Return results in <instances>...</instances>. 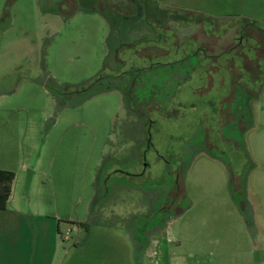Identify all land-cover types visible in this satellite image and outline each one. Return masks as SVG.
<instances>
[{
    "label": "rangeland",
    "instance_id": "obj_1",
    "mask_svg": "<svg viewBox=\"0 0 264 264\" xmlns=\"http://www.w3.org/2000/svg\"><path fill=\"white\" fill-rule=\"evenodd\" d=\"M263 32L264 0H0V264H264Z\"/></svg>",
    "mask_w": 264,
    "mask_h": 264
},
{
    "label": "trees",
    "instance_id": "obj_2",
    "mask_svg": "<svg viewBox=\"0 0 264 264\" xmlns=\"http://www.w3.org/2000/svg\"><path fill=\"white\" fill-rule=\"evenodd\" d=\"M118 18V17H117ZM126 18L128 19V17L125 16L124 21L126 20ZM130 18L133 19H137L138 15L134 14L132 15ZM131 19V20H133ZM129 20V19H128ZM116 22H118V20H116ZM111 26L113 29H115V33L116 36L114 38V42L112 44H114V46L112 48H110V43H109V38L111 36V33L107 36V40H106V48L108 49L107 55L105 57V62L103 65V68H109L112 67V61H114L115 64L117 63H123L122 60H120L119 58H117V52L119 49H121V47L123 46L122 41L118 38L119 35L117 33V30H119L121 27L118 26V24H115V20L113 22ZM140 67L135 68V70H139ZM122 73V72H120ZM114 75V74H113ZM109 76V74H100L98 73L91 82H89L88 84H81V86L83 87V90L86 91V94H93L95 93V84L100 83L102 85V83H104L106 80V78ZM239 82H233V85H237ZM93 86V87H92ZM104 88L99 89V91H109L112 89H115L111 86H108V83L105 82ZM94 90V92L91 91ZM117 88V87H116ZM98 92V91H97ZM124 94V96H126V94L124 92H122ZM54 98L57 100V96L56 94H53ZM251 129V128H249ZM15 174L13 171L11 170H4V169H0V209H4L7 205V202L10 198L11 195V190H12V181L14 180ZM59 231V229H58Z\"/></svg>",
    "mask_w": 264,
    "mask_h": 264
},
{
    "label": "flooded vegetation",
    "instance_id": "obj_3",
    "mask_svg": "<svg viewBox=\"0 0 264 264\" xmlns=\"http://www.w3.org/2000/svg\"><path fill=\"white\" fill-rule=\"evenodd\" d=\"M115 89H117V88H115ZM121 94H123V93L121 92ZM123 96H124V94H123ZM140 131H141V129L138 130V133L126 135V138H129V139L126 140L124 142V144H125V148H131L132 149V153H134V154L136 153L139 155L141 153V157H142L143 152H141V151L144 148V142L147 143L149 136L146 135V132H140ZM138 151H140V152L138 153ZM137 173H139V174H137ZM142 173H143V170L142 171L139 170V172H136L135 174L140 175ZM112 188L115 189L114 192H116V194L121 195V198L119 199L120 202H119V200L116 201L115 203L112 204V207L110 205L104 207V204H103L100 208L98 207L99 209L95 208L93 206V207H91V208H93L92 212L97 211V210H102V211L103 210H109L111 212L113 210H115V211L117 210V211L122 212L123 210L124 211L126 210L125 206H128L131 208V211L133 210L134 215H137V214L141 215L142 214V209H141L142 196H141V194H143V190L142 191L137 190L138 189L137 186H131L128 189H125V188L117 185V186L112 187ZM112 188L106 186L105 184H104V186H101V193H103L104 198L105 197L107 198L108 194L112 193ZM118 188L120 189L119 191H118ZM169 193H170V191L167 189L165 191L166 198H167V194H169ZM157 197L160 198V195H158ZM148 204H150V200H148ZM161 228L163 229L164 225H163V227L161 226ZM161 228L159 227V229H161ZM152 229L156 230L155 228H152Z\"/></svg>",
    "mask_w": 264,
    "mask_h": 264
},
{
    "label": "crops",
    "instance_id": "obj_4",
    "mask_svg": "<svg viewBox=\"0 0 264 264\" xmlns=\"http://www.w3.org/2000/svg\"><path fill=\"white\" fill-rule=\"evenodd\" d=\"M264 33V32H263ZM169 64V63H168ZM263 159H264V154H263ZM262 162H253L254 163V165L256 166V167H261V165H263V163H264V160H261ZM247 189H248V197H247V201H248V203H249V200H251L250 198H249V190L251 191V193H252V196H253V199H256L257 198V196H258V192H261V194H263L264 195V181H261V182H257V186L256 187H254L253 186V189L251 188V189H249V186L247 185ZM253 202H254V200H253ZM253 202H251L252 203V205H253V207H254V204H255V202H254V204H253ZM255 219V218H254ZM59 228H57V230H58Z\"/></svg>",
    "mask_w": 264,
    "mask_h": 264
}]
</instances>
